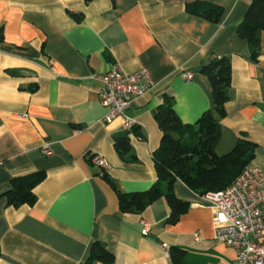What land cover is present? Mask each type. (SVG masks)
Returning <instances> with one entry per match:
<instances>
[{"label":"crops","instance_id":"obj_1","mask_svg":"<svg viewBox=\"0 0 264 264\" xmlns=\"http://www.w3.org/2000/svg\"><path fill=\"white\" fill-rule=\"evenodd\" d=\"M187 1L199 0H0V194L15 175L46 173L34 205L13 207L0 196V264H84L94 241L114 255L113 264H171L172 247L185 251L184 264L234 262L231 247L214 238L213 205L183 180L173 191L190 208L174 225L166 223L165 197L140 214L122 213L115 190L155 184L152 152L162 130L154 112L165 94L183 123L214 107L201 70L213 55L232 64L214 150L225 154L246 136L257 142L250 164L264 171V29L257 59L236 34L251 0H203L222 7L218 20L186 10ZM114 63L128 72L146 67L156 82L125 113L136 120L125 158L113 136L126 131V119H103L102 81L92 77ZM93 156L106 157L108 167Z\"/></svg>","mask_w":264,"mask_h":264},{"label":"trees","instance_id":"obj_2","mask_svg":"<svg viewBox=\"0 0 264 264\" xmlns=\"http://www.w3.org/2000/svg\"><path fill=\"white\" fill-rule=\"evenodd\" d=\"M185 8L209 20H218L223 14L222 7L212 1H187ZM245 12V16L238 23L236 34L247 41L252 50L251 56L257 59L260 54L258 34L264 29V0H251ZM70 14L77 21L83 19L81 12L72 10ZM202 65L201 70L210 79L214 107L203 110L198 120L183 123L174 110L171 96L169 94L163 96L160 106L154 112V117L157 118L159 128L162 130L161 144L152 152L157 169L155 184L143 191L123 192L115 188L122 213L140 214L156 198L165 197L168 206L171 207L166 223L174 225L180 219V215L190 208L189 203L177 198L173 191V184L177 180H183L190 189L204 195L208 190L215 191L229 186L246 164L255 157L257 142L243 135L238 137L237 143L229 152L225 154L215 152L214 148L222 128L219 119L224 116L232 80V64L227 55H213L208 63ZM135 129L136 127L125 132H117L113 136V144L121 157L125 158L128 154L131 147L129 135ZM45 176L43 169L25 175H15L11 179L10 188L4 190L0 196L5 195L7 204L13 207L34 205L37 202L34 189ZM90 247L84 264L115 262L114 255L103 243L94 241ZM184 254L185 251L181 248L172 247L168 253L171 264H184Z\"/></svg>","mask_w":264,"mask_h":264},{"label":"built area","instance_id":"obj_3","mask_svg":"<svg viewBox=\"0 0 264 264\" xmlns=\"http://www.w3.org/2000/svg\"><path fill=\"white\" fill-rule=\"evenodd\" d=\"M108 72L93 74L102 81L100 102L108 109L103 119L111 121L114 116H123L127 131L136 126V120L126 115L127 109L141 94L155 85V80L146 67L137 71H124L114 63ZM185 83H189L191 72H184ZM45 155L52 154L48 144L42 145ZM95 164L108 167V159L93 156ZM203 197L213 205V230L215 240L231 247L236 254L231 264H264V171L254 164H246L241 173L226 188L206 191ZM143 220L142 234H149L150 225Z\"/></svg>","mask_w":264,"mask_h":264}]
</instances>
